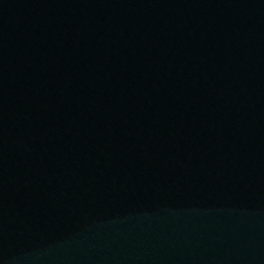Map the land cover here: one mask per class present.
Masks as SVG:
<instances>
[{"label":"water","instance_id":"1","mask_svg":"<svg viewBox=\"0 0 264 264\" xmlns=\"http://www.w3.org/2000/svg\"><path fill=\"white\" fill-rule=\"evenodd\" d=\"M0 264H264V0H0Z\"/></svg>","mask_w":264,"mask_h":264}]
</instances>
